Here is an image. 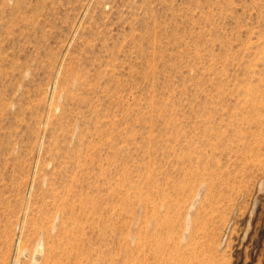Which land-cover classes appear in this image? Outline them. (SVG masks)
Here are the masks:
<instances>
[{
  "label": "rangeland",
  "instance_id": "1",
  "mask_svg": "<svg viewBox=\"0 0 264 264\" xmlns=\"http://www.w3.org/2000/svg\"><path fill=\"white\" fill-rule=\"evenodd\" d=\"M263 105L264 0H0V264H264Z\"/></svg>",
  "mask_w": 264,
  "mask_h": 264
},
{
  "label": "bare ground",
  "instance_id": "2",
  "mask_svg": "<svg viewBox=\"0 0 264 264\" xmlns=\"http://www.w3.org/2000/svg\"><path fill=\"white\" fill-rule=\"evenodd\" d=\"M246 89H248V88H246ZM250 90H251V88H250ZM247 91H248V90H247ZM250 96H251V95H250ZM250 96H249V97H250ZM263 106H264V105H263ZM213 173H214V172H213ZM216 174H217V173H216ZM215 177H216V176H215ZM41 238H42V237H41ZM45 258H46V257H45Z\"/></svg>",
  "mask_w": 264,
  "mask_h": 264
}]
</instances>
